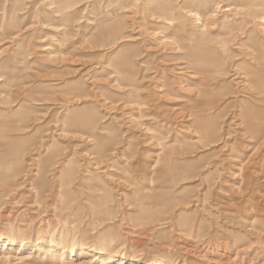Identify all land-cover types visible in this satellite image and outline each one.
Wrapping results in <instances>:
<instances>
[{"label":"rangeland","instance_id":"obj_1","mask_svg":"<svg viewBox=\"0 0 264 264\" xmlns=\"http://www.w3.org/2000/svg\"><path fill=\"white\" fill-rule=\"evenodd\" d=\"M263 57L264 0H0V264H264Z\"/></svg>","mask_w":264,"mask_h":264},{"label":"bare ground","instance_id":"obj_2","mask_svg":"<svg viewBox=\"0 0 264 264\" xmlns=\"http://www.w3.org/2000/svg\"><path fill=\"white\" fill-rule=\"evenodd\" d=\"M229 10L230 9H226V11H229ZM188 58H189L190 62L196 61V64L194 65V67L196 69H198L199 71L194 72V75H197L201 72H212V70L217 69V67H218L217 61L203 62L204 59H202L203 55L201 53L190 52V54L188 55ZM261 62H262V65L264 66V59ZM194 67H192V69ZM253 71H254V69H252V72ZM261 73H264V68L261 70ZM258 94H259V96H262L258 101L264 102V86L258 90ZM200 95H202V93ZM192 110H194V109H192ZM207 110H208V107L206 106V109L204 107L203 109H201L198 112L193 113V115H191V117L193 118L192 124L196 128L194 132L196 134H198V136H196L197 139H203L204 135H207L208 133H212L214 131L213 126L207 122V118H208ZM179 113L180 112H178L177 114L179 115ZM247 115L253 119L256 118L255 113H250ZM239 117H240V120L243 121V117L241 114L239 115ZM167 160L168 161H167L166 167L160 169L159 173H157V180L159 181L160 187L166 188L169 191L167 192V194L160 195L159 198L162 197V198L166 199V203H171L172 201H175V200H184V196L181 194L177 195L176 193L173 192V189L179 183H181L182 181L185 180L184 174H187V169H184V167L182 165H180V162H178V160H175L171 157H169ZM8 173H10V172H8ZM10 242H11V244H14L15 239H10ZM91 248H94L95 252L101 253L100 247H96V248L91 247ZM75 252H76L75 249L72 248L71 253H75ZM160 264H166V263L161 261Z\"/></svg>","mask_w":264,"mask_h":264}]
</instances>
